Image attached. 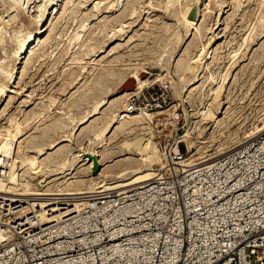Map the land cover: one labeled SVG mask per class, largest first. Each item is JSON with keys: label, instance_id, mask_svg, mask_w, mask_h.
Returning a JSON list of instances; mask_svg holds the SVG:
<instances>
[{"label": "rangeland", "instance_id": "obj_1", "mask_svg": "<svg viewBox=\"0 0 264 264\" xmlns=\"http://www.w3.org/2000/svg\"><path fill=\"white\" fill-rule=\"evenodd\" d=\"M192 3L198 19L181 38ZM42 27L11 93H0V132L18 125L23 152L62 141L18 174V190L29 184L68 201L96 193L101 169L103 177L130 163L141 174L166 162L181 169L171 164L176 153L185 167L201 165L264 135V0H0V88L22 42ZM129 78L134 89L119 92ZM123 111L131 121L113 127ZM2 143L13 160L17 141ZM88 156L106 165L92 173L81 162Z\"/></svg>", "mask_w": 264, "mask_h": 264}, {"label": "built area", "instance_id": "obj_2", "mask_svg": "<svg viewBox=\"0 0 264 264\" xmlns=\"http://www.w3.org/2000/svg\"><path fill=\"white\" fill-rule=\"evenodd\" d=\"M174 160L120 192L0 193V264H264V135L201 165Z\"/></svg>", "mask_w": 264, "mask_h": 264}, {"label": "bare ground", "instance_id": "obj_3", "mask_svg": "<svg viewBox=\"0 0 264 264\" xmlns=\"http://www.w3.org/2000/svg\"><path fill=\"white\" fill-rule=\"evenodd\" d=\"M194 3V2H193ZM192 3V5H194ZM198 4V3H197ZM191 6V5H190ZM189 12V11H188ZM188 12L185 14V19H184V21L182 22V31H181V34H180V36H181V38H184V37H186L187 36V34L189 33V31L194 27L193 25H194V22L195 21H190V20H187V14H188ZM45 28H39L32 36H30L29 37V39H27V40H25V42H22V43H19V44H22V46L18 49L17 47V49H18V51H17V55L15 54V57L16 56H18V61L16 62V65H15V67H14V69H13V71L8 75L9 76V78H7V80H8V83L5 85V86H2L1 88H0V93H2V94H6L8 91V88H10L13 84H14V79H16L17 78V76H19L18 74V72H19V69H20V65H21V63H22V59H20L21 58V56L23 55L24 57H26V55L32 50V49H34V48H36V46H37V44H38V39L42 36V33L43 32H45V31H43ZM36 41H37V43H36ZM40 41H41V39H40ZM180 43H181V41H180ZM36 44V45H35ZM177 44L175 43V45L173 46V47H175ZM180 45V44H179ZM16 49V50H17ZM172 49L173 48H171V50L170 51H172ZM176 49H177V46H176ZM165 52V51H164ZM173 52H174V50H173ZM31 53V52H30ZM168 53V52H167ZM172 56H173V54H172V52H169ZM169 54V55H170ZM29 55V54H28ZM170 55V56H171ZM168 56V55H167ZM170 56H168V57H170ZM171 56V57H172ZM167 57V58H168ZM161 59H163V58H161ZM165 61V60H164ZM15 62V61H14ZM24 64V63H23ZM11 71V70H10ZM5 74V73H4ZM6 75V74H5ZM6 83V82H5ZM138 83V82H137ZM8 93H11V92H8ZM131 93V92H130ZM130 93H128V91L127 92H125L122 96H126V95H128V94H130ZM102 104H100V106H101ZM99 106V105H98ZM139 113V112H138ZM124 114V115H123ZM145 116V115H144ZM132 118V117H131ZM115 119V118H114ZM119 119H121V120H119ZM128 120H130V115H129V113L128 112H126V111H123V112H121L118 116H117V118H116V121L114 122V125H113V127L117 124V126L120 124V126H122L121 124L122 123H125V122H127ZM113 121V120H112ZM131 121V120H130ZM129 121V122H130ZM24 123H26L25 121H24ZM81 123H83V122H81ZM8 124V123H7ZM125 124H127V123H125ZM124 125V124H123ZM108 127V126H107ZM122 128V127H121ZM124 128V127H123ZM107 129V128H106ZM105 129V130H106ZM256 129H258V128H256ZM260 129H262V128H260ZM172 130H174V129H172ZM186 131V130H185ZM256 132H258V131H256ZM256 134V133H255ZM254 135V134H253ZM253 135L252 134H250V135H246L247 136V138H248V140H249V138H251V137H253ZM245 137V136H244ZM9 138H12V139H14V141L16 140L17 141V146L15 147V149H14V155L12 156V158H13V163L10 165V169H9V175H8V177L5 179V180H1L2 182H0V193H4V194H6V195H12V196H14V197H19V198H22V197H29V196H47V195H49V197H48V199L50 198V195H57V197L58 196H61V195H64L65 193H63V192H60V193H56V194H40V193H38V192H31L30 191V186H32V185H29V184H25L26 185V188L24 189V190H20V188H19V190L17 189V187L20 185V184H18V183H16L15 181H16V178H17V176H18V174L21 172V171H23V170H25V169H27V167H32V166H35V165H37V164H40L41 163V157L42 156H45V154L46 153H48L47 151H53V150H55L56 151V147H58V145H60V143H61V141L62 140H56L55 142L53 141L52 143H50L47 147H43V148H38V149H36V150H32V151H28V152H23L22 151V149H21V145H20V139L22 138V131L20 130V127L17 125L16 127H14V130H12V131H10V130H4V131H2L1 130V132H0V156L1 155H3L4 157H7L8 155H9V153H10V146H8V145H6V144H3L2 142H3V140L4 139H7V140H9ZM64 141V140H63ZM66 141V140H65ZM3 144V145H2ZM7 144H9V142L7 143ZM16 144V143H15ZM22 144V143H21ZM2 145V146H1ZM24 150H25V148H24ZM57 150H58V148H57ZM59 151V150H58ZM62 151V150H61ZM60 151V152H61ZM90 151V150H89ZM88 151V152H89ZM152 151V150H151ZM154 151H156V150H154ZM153 152V151H152ZM58 153V152H57ZM92 153H94L93 151H92ZM96 153V152H95ZM94 153V154H95ZM158 153V152H157ZM55 154V153H54ZM82 154H83V152H82ZM91 154V153H90ZM100 154H102V153H100ZM56 155V154H55ZM57 155H59V154H57ZM62 155V154H61ZM61 155H59V157L61 156ZM81 155V154H80ZM88 155V154H87ZM96 156H98L97 154H95ZM151 155V154H150ZM47 156V155H46ZM49 156V155H48ZM53 156V155H52ZM79 156V155H78ZM84 156V155H83ZM82 156V157H83ZM90 156V155H89ZM88 156V157H89ZM85 157V156H84ZM153 157V156H152ZM45 158H47V157H45ZM50 158V157H49ZM55 158H57V157H55ZM54 158V159H55ZM77 158V157H76ZM90 158V157H89ZM99 158H100V156H99ZM144 158V157H143ZM156 158H157V156H156ZM44 159V158H43ZM51 159H52V157H51ZM78 159H79V157H78ZM129 159L130 158H128V156H127V158H123V160L122 161H129ZM140 160L142 159V158H139ZM53 160V159H52ZM56 160V159H55ZM54 160V161H55ZM120 160V159H119ZM131 160V159H130ZM138 160V159H137ZM149 160V159H148ZM159 160V159H158ZM121 161V160H120ZM134 161V160H133ZM143 161V165H146V166H149V163H152L151 161L147 164L146 163V161L147 160H142ZM191 161V160H190ZM194 161V160H193ZM195 161H199V162H202L203 160H202V158L201 159H196ZM80 162V161H79ZM81 162H83V164L82 165H88V168H92V166H93V161H92V159L90 158V159H82V161ZM97 162H98V165H99V169L101 168V166H105L106 164H103V163H101V161H99V160H97ZM118 162V161H117ZM110 163V162H109ZM43 164V163H42ZM66 164V163H65ZM64 163L62 164V165H65ZM122 164V163H121ZM127 164H128V162H127ZM134 164H137V162H135V163H133V165ZM156 164V163H155ZM196 164V163H195ZM204 164V163H203ZM110 165V164H109ZM126 165V164H125ZM139 165V164H138ZM151 165V164H150ZM153 165H154V163H153ZM152 166V165H151ZM154 166H156V165H154ZM153 166V167H154ZM72 166H70V168H71ZM81 167V166H80ZM124 167V166H123ZM63 168V167H62ZM104 168V167H103ZM140 168H142V167H140ZM140 168H134V167H132V165H131V163L130 164H128L127 165V167L125 166V168H121V170L119 171V172H117V174L114 176V174L112 175V176H104L103 177V172H104V169L102 170L101 169V171H99V169H98V171H99V173L97 174L96 173V175H94V176H96V177H92L94 180H98L99 178H102L101 179V181L100 182H93V184H91V185H93V187H92V190L93 191H100V192H105V191H111V190H124V189H126L127 187H130V186H134V185H136V184H139V183H142L143 181H146V180H150V179H153L152 177H153V173H155L154 172V168H146L145 170H148L147 172H144V174L142 173L141 174V172L144 170H142V171H140L141 169ZM75 169V168H74ZM74 169H73V171H74ZM71 170V169H70ZM72 171V172H73ZM91 171V170H90ZM97 171V172H98ZM140 171V174L139 175H137L138 174V172ZM26 172V171H25ZM54 172V171H53ZM78 172V171H77ZM24 173V172H23ZM60 173V172H59ZM108 174V173H107ZM111 174V173H110ZM56 175V174H55ZM75 176H77V175H75ZM130 176H133V178H129ZM78 177V176H77ZM125 177H127V179L128 180H125L126 178ZM71 178V177H70ZM74 177H72L71 179H73ZM123 179V178H125V179H123V180H120V181H118L117 179ZM18 179V178H17ZM70 179V180H71ZM115 180H117V182H114ZM66 181V180H65ZM68 181V180H67ZM19 182V181H18ZM69 183V182H68ZM68 183H66V184H68ZM144 183V182H143ZM24 185V186H25ZM105 188V189H104ZM62 190V189H61ZM66 192V191H65ZM68 194V193H67ZM55 197V196H54ZM54 197H52V199H56V197L54 198ZM47 198V197H46ZM40 199H42V197L40 198ZM51 199V198H50ZM41 201V200H40ZM41 203V202H40ZM39 205V204H38ZM42 212V211H41ZM49 219V218H48ZM47 219V220H48Z\"/></svg>", "mask_w": 264, "mask_h": 264}, {"label": "water", "instance_id": "obj_4", "mask_svg": "<svg viewBox=\"0 0 264 264\" xmlns=\"http://www.w3.org/2000/svg\"><path fill=\"white\" fill-rule=\"evenodd\" d=\"M197 19H198V5L194 4V5H192L190 11L187 14V20L196 21ZM134 86H135V84H134L133 79H131V78L126 79V81L119 88V92L122 90H133ZM91 159L93 161V166L91 168V172L96 173L99 169L97 158L91 157Z\"/></svg>", "mask_w": 264, "mask_h": 264}]
</instances>
